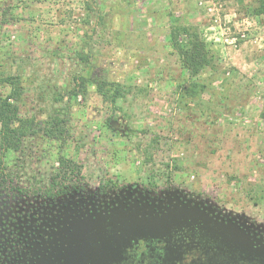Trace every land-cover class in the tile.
I'll use <instances>...</instances> for the list:
<instances>
[{
  "label": "rangeland",
  "instance_id": "rangeland-1",
  "mask_svg": "<svg viewBox=\"0 0 264 264\" xmlns=\"http://www.w3.org/2000/svg\"><path fill=\"white\" fill-rule=\"evenodd\" d=\"M81 1L0 0V73L17 84L21 116L39 132L20 153L0 150V164L24 183L45 180L60 147L43 131L60 120L65 152L86 178L84 192L60 204L126 201L156 214L182 201L264 244L260 0H97L89 26ZM176 19L198 29L216 70L191 78L182 68L169 44ZM81 77L119 83L126 94L106 102L90 86L75 97ZM193 81L207 86L201 98L181 89ZM11 93L0 83V97Z\"/></svg>",
  "mask_w": 264,
  "mask_h": 264
},
{
  "label": "flooded vegetation",
  "instance_id": "flooded-vegetation-1",
  "mask_svg": "<svg viewBox=\"0 0 264 264\" xmlns=\"http://www.w3.org/2000/svg\"><path fill=\"white\" fill-rule=\"evenodd\" d=\"M85 187L64 193L47 203L37 201L38 210L31 215L18 211L12 200L6 207L0 204V264H69L68 260L77 251L73 235L80 236L98 220L114 213L136 211L126 201L107 209L91 208L87 204L67 207L60 204L63 197L80 195ZM28 202L35 204L34 199H28ZM185 207H196L205 217L190 216L184 225L174 228L163 239L140 240L122 249L116 246V254L106 252L108 260L103 264H264V254L259 252L263 243L238 232L232 224L203 207L178 201L153 216L171 212L179 215V210ZM212 221L223 228L215 226ZM228 227L234 235L225 230ZM75 238L80 240L77 236Z\"/></svg>",
  "mask_w": 264,
  "mask_h": 264
},
{
  "label": "trees",
  "instance_id": "trees-1",
  "mask_svg": "<svg viewBox=\"0 0 264 264\" xmlns=\"http://www.w3.org/2000/svg\"><path fill=\"white\" fill-rule=\"evenodd\" d=\"M81 10L86 14L83 18L85 26L91 24V14L97 13V0H82ZM257 16H264V0H260L259 7L255 10ZM170 31L169 44L177 53L182 68L191 76L198 77L207 69L216 70L215 56L207 42L203 41L198 29L192 25H184L179 20H174ZM86 62L88 59L86 58ZM237 73L236 70H232ZM235 75V74H234ZM233 75V76H234ZM231 76V77H233ZM76 90L73 96L85 95L90 86L106 102L115 103L118 99L124 98L125 88L116 82L99 80L95 78L81 77L76 80ZM0 83L12 87V93L8 97H0V150L3 154L22 152L32 138L39 135L33 120L23 118L19 106V88L11 77H5L0 73ZM183 93L190 98L200 97L205 93L207 86L193 81L188 88L182 87ZM203 99V98H202ZM210 104L212 98L203 99V103ZM44 137L50 142L59 143L60 150L55 154L49 176L45 180L33 181L29 178V184L17 180L18 174L11 168L0 164V204L9 205L14 201L16 209L28 213L37 208V201L56 200L76 188L85 186L83 167L75 157H72L67 150L70 135L60 120L52 119L48 127L43 131ZM160 139V138H159ZM175 169H179L176 160H173ZM156 184L152 188L155 189ZM103 193L105 187L100 186ZM34 199V202H28ZM8 202V203H7ZM32 206V208H31ZM10 211V207L8 208Z\"/></svg>",
  "mask_w": 264,
  "mask_h": 264
},
{
  "label": "water",
  "instance_id": "water-1",
  "mask_svg": "<svg viewBox=\"0 0 264 264\" xmlns=\"http://www.w3.org/2000/svg\"><path fill=\"white\" fill-rule=\"evenodd\" d=\"M179 212L181 213L179 215L171 212L167 215L153 216L152 213L136 210L132 213H114L103 220H98L91 229L82 232L80 236L77 233L72 236V240L76 242L77 251L72 255V259L68 260V263H106L105 261L108 260L106 252L112 255L116 254V246H119L118 249H122L130 247L132 243H137L140 240L163 239L165 236H169L174 228L184 225L183 223L188 221L190 216L198 217V219L205 217L203 212L196 207L190 209L185 207ZM213 224L223 228L217 222H213ZM225 230L234 235L230 228ZM76 236L80 238L79 241L76 240ZM259 252L264 254V246L259 249Z\"/></svg>",
  "mask_w": 264,
  "mask_h": 264
},
{
  "label": "crops",
  "instance_id": "crops-1",
  "mask_svg": "<svg viewBox=\"0 0 264 264\" xmlns=\"http://www.w3.org/2000/svg\"><path fill=\"white\" fill-rule=\"evenodd\" d=\"M247 3V2H246Z\"/></svg>",
  "mask_w": 264,
  "mask_h": 264
}]
</instances>
